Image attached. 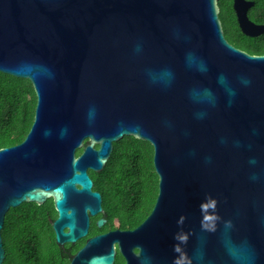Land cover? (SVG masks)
Here are the masks:
<instances>
[{
    "label": "water",
    "instance_id": "obj_1",
    "mask_svg": "<svg viewBox=\"0 0 264 264\" xmlns=\"http://www.w3.org/2000/svg\"><path fill=\"white\" fill-rule=\"evenodd\" d=\"M250 4L233 6L241 30L258 35ZM217 14V0H0V72L29 79L36 94L25 138L0 148V229L10 207L52 198L55 241L84 237L101 210L88 170L131 135L153 146L152 210L133 230L87 238L68 264H112L115 241L124 264H233L228 220L250 246L246 264H264V54L232 45ZM189 51L207 72L189 66ZM164 67L175 73L170 86L147 75ZM193 87L216 93L203 118Z\"/></svg>",
    "mask_w": 264,
    "mask_h": 264
},
{
    "label": "trees",
    "instance_id": "obj_2",
    "mask_svg": "<svg viewBox=\"0 0 264 264\" xmlns=\"http://www.w3.org/2000/svg\"><path fill=\"white\" fill-rule=\"evenodd\" d=\"M217 6L225 38L249 53L264 54V31L257 36L243 34L232 0H217ZM248 15L256 22H264V0H254ZM35 105L36 94L29 79L0 72V148L25 138ZM81 151L77 149V154ZM88 172L93 188L104 192L103 203L112 216L127 214L128 225L135 226L151 210L158 192V175L153 165V146L148 141L125 135L113 142L102 168ZM55 216L50 198L42 204L22 202L10 207L0 229L3 264H67L69 252L80 248L84 238L64 251L56 243L50 224Z\"/></svg>",
    "mask_w": 264,
    "mask_h": 264
},
{
    "label": "clouds",
    "instance_id": "obj_3",
    "mask_svg": "<svg viewBox=\"0 0 264 264\" xmlns=\"http://www.w3.org/2000/svg\"><path fill=\"white\" fill-rule=\"evenodd\" d=\"M142 50V44L136 45V51L139 52ZM186 62L189 66L196 67L197 70L201 72L208 71L207 62L197 56L194 51H189L186 54ZM147 75L151 82L158 83L162 86H170L175 78V73L171 68H160V69H149L147 71ZM219 82L225 86L226 91L229 93L230 96L235 94V90L231 87L228 78L221 74L218 77ZM241 83L248 84L250 80L247 77H241ZM190 98L192 99L193 103L197 106H200V110L197 111L196 115L198 118H203L207 113L204 110L205 106H213L216 103L217 97L216 93L211 88L207 87H193L190 89L189 92ZM231 103V100L229 101ZM90 116L95 115V108L92 107L89 110ZM252 164L256 163V159L253 158L250 161ZM253 178H257L255 175ZM232 221L228 220L225 221V236H224V246L228 254L232 257L233 264H246L242 253L245 250H250V246L246 240H235L231 236V229H232ZM214 230V229H213ZM185 264H191V261H186Z\"/></svg>",
    "mask_w": 264,
    "mask_h": 264
},
{
    "label": "flooded vegetation",
    "instance_id": "obj_4",
    "mask_svg": "<svg viewBox=\"0 0 264 264\" xmlns=\"http://www.w3.org/2000/svg\"><path fill=\"white\" fill-rule=\"evenodd\" d=\"M245 1L251 2L250 6H248V8L246 10V15H247L248 19L251 20L255 24L264 25V22H256V21L252 20L249 17V15H248V10L252 6L254 0H245ZM233 3H234V0H232V8H233V11H234V14H235V18H236V21H237V24H238L237 14H236V11L234 9ZM238 27L240 28L239 24H238ZM240 30H241V28H240ZM241 32L243 34H245L242 30H241ZM245 35H247V36H257V35H248V34H245ZM235 47H237V46H235ZM237 48H239V47H237ZM239 49H241V48H239ZM241 50H243V49H241ZM250 54H252V53H250ZM257 55H260V54H257ZM85 142H86V140H85ZM96 147H98V145H96ZM92 190H96V189L95 188H92ZM98 192L100 193V190ZM100 194H101V199H100L101 210L97 211L95 214H89V218H88L89 225H88L87 234L84 237H82V238H84L83 244L85 243V241H86L87 238L92 237V236H95V235L106 234V233H108L110 231H127V230H133L134 228H136L147 217V215L152 210V208H151V210L148 212V214L138 224H136L135 226H129L128 223H127V221H128V215L127 214H124V215H120V216H117V215L116 216H112L109 213V211H108L107 206L105 205V203H103V198H104V195H105L104 192L101 191ZM50 199H52V198H50ZM52 201H53V199H52ZM56 216H57V211H56ZM99 219H103V223L101 225H98V223H97ZM50 220H52V219H50ZM82 238L77 239L74 243H71V242H64L63 244H58L57 242L56 243L62 249H64V251H67L68 252V250H66V247L77 244ZM113 246H114V249H115V256H114V261H113L112 264H124L125 263V257L123 256V254L120 251V248L118 246V242L115 241L113 243ZM76 251L69 252V256H70L69 261L71 260V257L74 255V253ZM134 251H137V248H134Z\"/></svg>",
    "mask_w": 264,
    "mask_h": 264
}]
</instances>
